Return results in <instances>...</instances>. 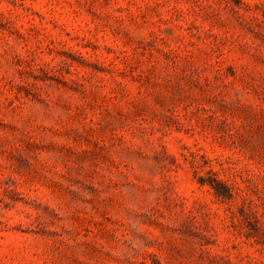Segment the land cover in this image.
Listing matches in <instances>:
<instances>
[{"label": "rangeland", "instance_id": "obj_1", "mask_svg": "<svg viewBox=\"0 0 264 264\" xmlns=\"http://www.w3.org/2000/svg\"><path fill=\"white\" fill-rule=\"evenodd\" d=\"M0 264H264V0H0Z\"/></svg>", "mask_w": 264, "mask_h": 264}]
</instances>
